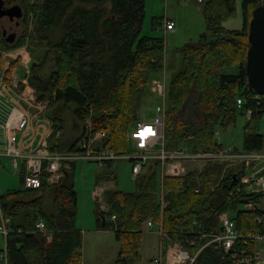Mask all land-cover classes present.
I'll use <instances>...</instances> for the list:
<instances>
[{
	"label": "trees",
	"instance_id": "1",
	"mask_svg": "<svg viewBox=\"0 0 264 264\" xmlns=\"http://www.w3.org/2000/svg\"><path fill=\"white\" fill-rule=\"evenodd\" d=\"M145 1L9 0L22 9L23 29L8 43L0 20V49H13L28 40L32 56L29 77L36 100L47 105L46 116L52 124L47 138L49 150H76L90 119L94 131L107 133L103 145L124 153L126 134L140 120L137 104L147 82L161 71L166 80L167 151L183 147L193 152L216 150L215 130L235 124L237 114H246L247 109L251 115L243 127L242 148L260 149L264 133L258 122L264 117V101L252 98L245 63L249 21L261 1L241 0L242 26L227 29L223 21L235 14L236 0H202L205 30L199 36L200 43L182 48L181 68L169 80L164 38L142 33ZM163 18H151L153 30L161 27ZM225 67L236 70L221 71ZM237 97L242 98V109L236 105ZM64 112L71 117L70 126L60 116ZM150 162L148 166L154 167L136 178L135 191L112 189L104 193L108 212L116 216L114 235L120 243L114 264H135L140 258L142 227L149 219L155 224L162 220L164 245L176 242L191 255L197 253L191 264H232L229 255L208 243L207 234L220 230L219 215L226 211L242 234L257 231L254 212L241 207L253 196L229 194L234 175L238 178L241 171L231 169L219 185L216 183L223 169L219 163L202 170L195 168L180 177L166 176L161 186L168 203L162 206L157 161ZM74 166L57 183L0 191V225L3 219L8 220L6 236L0 234V250L5 244L8 264H81ZM48 190L51 208L45 207ZM96 214L98 224L106 225L99 206ZM39 221L44 230L36 227ZM2 261L0 258V264Z\"/></svg>",
	"mask_w": 264,
	"mask_h": 264
},
{
	"label": "built area",
	"instance_id": "2",
	"mask_svg": "<svg viewBox=\"0 0 264 264\" xmlns=\"http://www.w3.org/2000/svg\"><path fill=\"white\" fill-rule=\"evenodd\" d=\"M197 1L201 2L202 0ZM260 1V4L264 6V0ZM174 24L173 20L165 17L163 30L173 29ZM19 56L23 64L21 65L22 70L19 72L16 70L8 76L7 72L12 58ZM0 57H4L5 60L10 59V62L5 61L4 65L0 66V127L5 132V143L0 149V158L6 156L16 170L19 168V160H24L23 185L25 188H40L43 180L49 184L57 183L69 169L70 161L76 160L95 161L102 164L106 161L127 159L132 161L131 175L133 179L139 176L148 159H156L160 162L161 178L185 175L188 170L185 162H200L203 155L208 160L206 163L225 161L227 165H237V172L241 171L238 178L233 179L229 194L242 193L253 196L243 205L244 209L254 212L253 221L258 228L255 232L247 235L242 234L237 229L235 220L226 211L219 215L220 230L210 235L207 234L210 237L208 243H213L216 249L229 255L232 264L264 263V145L257 150L242 151H234L236 148L232 144L216 152H193L186 147L167 151L164 144L166 80L163 72L162 77H153L148 82L150 91L161 97L159 98L160 103L156 105L157 115L150 122L137 121L126 134L127 140L135 146L136 153H118L111 150L109 146H104L103 141L107 138V133L102 130L94 131L90 119L85 122V132L81 136L76 150L50 151L47 138L51 132L52 124L46 116V103L36 100L35 88L29 77L30 57L27 52L20 54L15 51H0ZM252 98L256 101L261 99L264 101V95L255 92ZM241 104L242 98L237 97L236 105L240 109H242ZM245 112L250 117L251 110L247 109ZM216 133L219 134V130H215V135ZM243 167L245 171H243ZM96 192L98 195V191L95 190V196ZM161 202L162 206L167 205L164 203L163 195ZM110 219L114 220L115 215L112 214ZM7 221V219H3L0 225V234L3 237L7 234ZM154 225V221L150 219L147 221L146 228L151 231ZM36 227L44 230V224L41 221L36 223ZM155 232L162 241L165 237L162 220ZM172 248L173 251L166 250V264H191L197 254H189L176 242L172 244ZM0 258L3 260L2 264H8L5 244L0 250ZM160 262L161 258L155 259V263Z\"/></svg>",
	"mask_w": 264,
	"mask_h": 264
},
{
	"label": "rangeland",
	"instance_id": "3",
	"mask_svg": "<svg viewBox=\"0 0 264 264\" xmlns=\"http://www.w3.org/2000/svg\"><path fill=\"white\" fill-rule=\"evenodd\" d=\"M0 1H3L5 7L17 4H10L9 0ZM153 1L154 7L152 8ZM151 11L154 12V15H152ZM151 16L172 18L174 20V23L176 22L174 28V31H176V33L172 34L165 32L162 26L157 27L156 30H153L150 26ZM0 20L1 29L13 28L15 30L16 36L14 37V39L10 40L14 41L15 39H17L23 29V26L21 24V18L18 20V25H15V21H10L8 17H1ZM242 22L243 21L241 11V0H236L235 14L232 17L224 20L223 26L227 29H239L242 26ZM30 29H33L32 24L30 25ZM204 30L205 24L202 14V4L197 0H168L166 1V3L163 0L145 1V17L143 22L142 33L159 35L164 38L167 80H169L181 68L182 48L189 44H199V36ZM11 32L12 31H10L9 33V37L11 35ZM7 42L11 43L10 41ZM34 48V46L31 47V49ZM0 51H15V53L20 54L27 52L28 57H30V59L32 60L28 40L19 47L9 50L0 49ZM19 58L21 57L19 56L17 58L12 59L13 61H17ZM5 61L10 62V59H4V62ZM21 65H23L22 60ZM31 66H28L30 74ZM234 70H236L235 67H225L221 71L231 73ZM8 71H11L10 67ZM14 71L16 70H13V72ZM162 75L163 71L154 74L153 77L159 78L162 77ZM159 103L160 99L157 98L154 92L150 91L147 82L146 92L141 97L140 102L137 104L138 118L146 122L152 121L156 115L155 107ZM60 116L64 119L65 125H71V117L68 113L64 112L62 115L60 114ZM248 121L249 116L247 114H237L235 124L230 125L225 130L219 129V134L216 133L215 136L216 143L218 146L217 149L213 150L212 152L221 150L227 147L229 144H232L236 148L234 151H242L243 127L245 124H247ZM251 122L254 123V121ZM258 125L260 127V131L264 133V117L258 122ZM126 142L127 149L125 150V153H136V148L132 144V142L127 140V138ZM111 150L114 149L112 148ZM201 159L202 160L200 162L195 163H189V161H186L185 164L188 166L187 172L192 171L195 168H197L198 170H202L206 165L212 164L206 163L208 162V160L205 158L204 155L201 156ZM112 161V165L109 166L102 165L95 161L86 160L70 161V164L68 165L70 166L69 169H71L72 165H75L72 180L74 184V189L77 193L76 224L78 228L82 231V247L80 261L81 264H114L117 258V254L120 248V243L114 235V226L117 223L116 221L112 222L109 219V207L104 193L107 190L109 191L115 188L122 191L132 192L135 191L136 187L135 181L132 179L131 176V162L129 160L123 159H117ZM149 161H151V159L147 160L148 164L151 163ZM214 163H219L223 166V169L219 174V179L216 185H219L220 183L225 181L228 174L232 172L231 169H237V165H227L225 164V161H218ZM155 166V169L160 174V165L158 163H155ZM144 167L145 166H143V169L140 173L141 177L149 172V168L151 169V167L154 166L153 164H151L150 167L146 165L145 170ZM242 169L243 171H245L244 167ZM18 173L19 171L16 172L10 165L9 161L4 158L1 159L0 184L4 183L7 184V186H0V191H4L7 189H19L24 187L20 183L21 181L19 180ZM236 179L237 177L234 176V180ZM163 181V178L160 177V201L163 195L164 203L167 204L168 201H165L163 188L161 186V182L163 183ZM100 187H102V189H99ZM103 187L106 189H104ZM94 190L98 191V195L96 192L95 197L93 196ZM51 199L52 196L48 194L45 199L46 208H51L53 206V204L51 203ZM97 206H99L100 209L103 208L104 217L107 222L106 225H101L96 222L97 214H95V211ZM241 207L244 209V205H241ZM146 227L147 223H145V225H143L142 227L143 234L140 258L135 262V264H150L152 263V261H154V258H158L160 256V250H162L163 252L166 249H170V251L174 250L172 248V245H160L159 235L155 232L157 224L152 227L151 231H148ZM165 253L166 252H164L161 257L162 262L160 264H165Z\"/></svg>",
	"mask_w": 264,
	"mask_h": 264
},
{
	"label": "water",
	"instance_id": "4",
	"mask_svg": "<svg viewBox=\"0 0 264 264\" xmlns=\"http://www.w3.org/2000/svg\"><path fill=\"white\" fill-rule=\"evenodd\" d=\"M22 14L18 4L5 7L3 1H0V18L8 17L10 21H15V25H18ZM10 31H12L11 38ZM2 34L6 41H12L10 39L16 36L13 28L3 29ZM248 41L245 63L248 86L256 93L264 95V6L262 5L255 7L252 11L248 26Z\"/></svg>",
	"mask_w": 264,
	"mask_h": 264
},
{
	"label": "crops",
	"instance_id": "5",
	"mask_svg": "<svg viewBox=\"0 0 264 264\" xmlns=\"http://www.w3.org/2000/svg\"><path fill=\"white\" fill-rule=\"evenodd\" d=\"M154 7V1H153V5H152V8ZM151 13H152V15H154L153 13L154 12H152L151 11ZM152 17H156V16H151V18ZM168 19H171V20H173L172 18H168ZM174 21V20H173ZM175 24H176V22H175ZM174 28H175V25H174ZM174 28L173 29H171V30H169V31H166V32H168V33H172V34H175L176 33V31H174ZM4 65V57H0V66H3ZM10 68H11V71H8L7 72V75L9 76V75H11L12 73H13V70H18V72L19 71H21L22 70V66H21V61H20V58L17 60V61H11V63H10ZM4 143H5V132H4V130L0 127V149L2 148V146L4 145ZM6 159L7 161H9V159L6 157V156H2L1 157V159ZM1 159H0V161H1ZM10 162V161H9ZM19 169L18 170H16V169H14L13 167V169L16 171V172H18L19 171V173H18V175H19V180L21 181L22 179H23V170H25V162H24V160L23 159H20L19 160ZM10 165H11V163H10ZM12 166V165H11ZM145 170V169H144ZM73 173V172H72ZM73 175V174H72ZM68 180H70V179H68ZM19 181V182H20ZM21 183V185L22 186H24L23 185V181H21L20 182ZM43 183H47L45 180H43ZM47 184H49V183H47ZM50 185V184H49ZM74 185V184H73ZM0 186L1 187H5V186H7V184H4V183H2V184H0ZM104 188V187H103ZM100 189V188H99ZM104 189H106V188H104ZM104 189H103V191H104ZM116 189V188H115ZM8 190V189H7ZM5 191V190H4ZM95 191V190H94ZM102 191V192H103ZM48 194H50L51 195V192H50V190H48L45 194H44V201H45V199H46V196L48 195ZM52 196V195H51ZM51 202H52V199H51ZM95 214H96V211H95ZM96 222H97V220H96ZM76 226H77V224H76ZM77 228H78V226H77ZM79 229V228H78ZM80 230V229H79ZM81 231V230H80ZM81 234H82V231H81ZM150 264H152V263H150Z\"/></svg>",
	"mask_w": 264,
	"mask_h": 264
},
{
	"label": "bare ground",
	"instance_id": "6",
	"mask_svg": "<svg viewBox=\"0 0 264 264\" xmlns=\"http://www.w3.org/2000/svg\"><path fill=\"white\" fill-rule=\"evenodd\" d=\"M156 160V159H155ZM157 161V163H159V165H160V162L158 161V160H156Z\"/></svg>",
	"mask_w": 264,
	"mask_h": 264
}]
</instances>
